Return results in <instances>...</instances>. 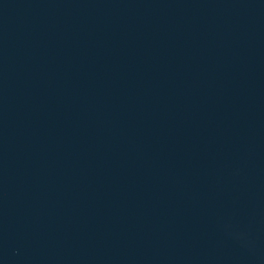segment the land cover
I'll return each mask as SVG.
<instances>
[{
  "label": "water",
  "instance_id": "obj_1",
  "mask_svg": "<svg viewBox=\"0 0 264 264\" xmlns=\"http://www.w3.org/2000/svg\"><path fill=\"white\" fill-rule=\"evenodd\" d=\"M0 264H264V0H0Z\"/></svg>",
  "mask_w": 264,
  "mask_h": 264
}]
</instances>
